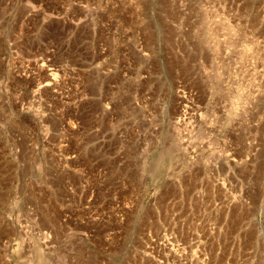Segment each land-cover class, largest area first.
<instances>
[{"label": "rangeland", "instance_id": "1", "mask_svg": "<svg viewBox=\"0 0 264 264\" xmlns=\"http://www.w3.org/2000/svg\"><path fill=\"white\" fill-rule=\"evenodd\" d=\"M0 264H264V0H0Z\"/></svg>", "mask_w": 264, "mask_h": 264}]
</instances>
